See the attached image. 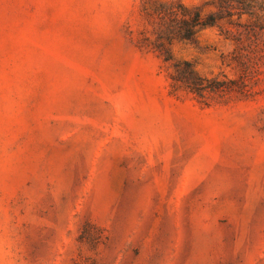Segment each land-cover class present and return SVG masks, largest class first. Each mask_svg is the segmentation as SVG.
<instances>
[{"label":"rangeland","instance_id":"374dc122","mask_svg":"<svg viewBox=\"0 0 264 264\" xmlns=\"http://www.w3.org/2000/svg\"><path fill=\"white\" fill-rule=\"evenodd\" d=\"M141 30L140 0H0V264H264V70L202 101L174 65L236 80L232 42L164 63Z\"/></svg>","mask_w":264,"mask_h":264},{"label":"trees","instance_id":"16d2710c","mask_svg":"<svg viewBox=\"0 0 264 264\" xmlns=\"http://www.w3.org/2000/svg\"><path fill=\"white\" fill-rule=\"evenodd\" d=\"M213 4L214 11L203 15L199 7H185L176 0H140V46L155 52L164 63L172 60L174 42H194L206 28L217 27L232 42L233 50L223 58L236 72V80H207L197 76L189 63L183 68L174 65L173 79L202 101L213 95L245 93L247 84L264 70V0H213Z\"/></svg>","mask_w":264,"mask_h":264}]
</instances>
